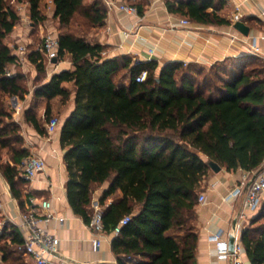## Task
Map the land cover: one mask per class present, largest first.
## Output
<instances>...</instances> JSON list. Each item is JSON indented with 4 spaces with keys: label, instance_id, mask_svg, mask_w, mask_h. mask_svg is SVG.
<instances>
[{
    "label": "trees",
    "instance_id": "trees-1",
    "mask_svg": "<svg viewBox=\"0 0 264 264\" xmlns=\"http://www.w3.org/2000/svg\"><path fill=\"white\" fill-rule=\"evenodd\" d=\"M10 1L0 0V173L23 208L22 192L30 181L18 165L30 152L21 145L20 127L2 99L5 95L24 99L28 93L24 75H7L9 65L19 61L6 41L20 20ZM52 1L58 60L69 54L74 69L53 75L34 93L36 100L60 97L63 104L75 95V107L60 139L71 208L90 226L95 214L93 194L109 182L99 200L104 231L112 233L123 218L130 217L112 240L119 264L132 260H138L136 264H198L197 207L204 182L213 171L209 162L229 172L263 167L264 65L256 66L263 60L245 56L212 66L168 62L158 74L154 60L130 66L132 59L127 56L104 59V46L89 40L107 18L104 0ZM26 2L34 23L46 21L43 0ZM166 3L169 11L192 21L231 25L216 13L215 0ZM224 4L225 0H219L220 6ZM134 6L142 14L141 7ZM79 15L83 33L72 29ZM27 58L42 81L44 53L31 51ZM143 71H147L146 79L137 82ZM35 110V106L29 109L26 119L39 135L46 136V125ZM45 116L48 124L49 102ZM5 149L10 158L3 161ZM241 242L251 264H264V201L243 229ZM24 244L20 230L8 223L0 235L4 264H27L20 249Z\"/></svg>",
    "mask_w": 264,
    "mask_h": 264
},
{
    "label": "crops",
    "instance_id": "crops-1",
    "mask_svg": "<svg viewBox=\"0 0 264 264\" xmlns=\"http://www.w3.org/2000/svg\"><path fill=\"white\" fill-rule=\"evenodd\" d=\"M85 1L91 3L94 0ZM104 2L108 9L107 18L104 24L94 28L89 36L92 43L104 46L102 53L104 59L127 56L132 59L130 66H134L138 61L154 60L158 63V74L168 62H181L185 66L189 64L212 66L217 62L245 56H255L264 62V0H225L223 6L219 5V0H215L218 5L216 13L229 20L231 25L192 21L181 13L169 11L167 0H104ZM134 3L141 7L142 14L130 15L120 10L121 5H134ZM235 14H239L240 21L250 28L249 36H244L233 28ZM183 20H188L189 24L184 25ZM40 26L43 30V25ZM55 30L57 29L54 27L52 32L55 33ZM11 34L12 39L17 42L22 41L29 46V48L26 46L27 53L41 51L42 40L41 44L39 41L43 39L42 35L41 37L33 36L24 31ZM255 41L260 48L259 53L254 52ZM8 44L14 49L10 42ZM24 56L19 58V60L23 59L22 66L19 65L20 61L9 65L10 73L20 71L19 73L26 77L27 82L35 83L37 86L48 82L57 73L74 69L72 58L68 54L60 60L48 62L45 75L40 81L35 66ZM15 68L19 70H14ZM128 81L129 78L125 77V83ZM29 95L30 97L26 94L22 100L18 97L11 98L10 104L13 108L11 113L13 120L22 128L20 133L26 138L30 136L31 142H28L29 145L27 144L24 148L29 150L30 156L43 158L46 165L44 171L25 186L22 192L23 208L15 198H11L10 187L0 173V198L4 203L0 210V235L8 223L15 225L23 235L24 218L33 209L29 199L35 197L38 202L48 200L52 204L50 213L53 217L49 221H43L41 226L59 239L53 254L54 264H119L112 250V240L115 235L105 231H94L74 213L69 204L68 171L60 139L63 124L75 107L74 93L67 104H63L60 97L50 101L37 98L41 105L45 104L44 110L49 102L52 114L55 112L60 114L62 124L51 137L39 135L27 121L26 112L30 109L31 101L36 100L34 92L30 91ZM258 171L245 172L239 169L229 172L222 167L219 173L212 171L205 180L202 194L206 202L199 203L197 207L196 227L199 232V241L196 260L198 264H231L230 261L218 260L215 245L210 236L218 230H224L227 235L230 234L233 220L238 213L240 215L244 213L247 217L242 220L239 215L237 224L241 223L243 228H246L251 219L256 216V213L245 211L243 196L234 200L227 199V196L238 186L246 188ZM109 186L110 183L105 182L94 192L92 200L94 210L96 207L103 209L99 200ZM112 200L113 197L107 201V204ZM38 214L43 216L45 212L39 210ZM242 231L243 229L237 230L240 239ZM97 238L101 240L98 247L94 245V240ZM24 256V262L31 264V258L25 254ZM2 260L0 252V264H4ZM244 260L245 264H251L246 254ZM137 262L138 260H132L130 264Z\"/></svg>",
    "mask_w": 264,
    "mask_h": 264
},
{
    "label": "built area",
    "instance_id": "built-area-1",
    "mask_svg": "<svg viewBox=\"0 0 264 264\" xmlns=\"http://www.w3.org/2000/svg\"><path fill=\"white\" fill-rule=\"evenodd\" d=\"M109 3V2H108ZM120 10L126 12L130 15H137L138 8L134 5L123 4L120 6ZM234 20H240L239 14H235ZM184 25L189 24L188 20H183ZM43 45L41 48L42 53H44L46 59L49 62L59 59V38L53 32L43 36ZM254 52L259 53L260 48L257 46L256 41L253 44ZM16 54L20 57L27 54V48L25 45L18 46ZM8 76L11 73L7 74ZM147 77V71H143L136 77L137 82H142ZM59 126L58 118H51L47 124V132L53 134L56 132ZM45 160L39 156H28L24 158L18 165V169L21 172V175L31 181L36 178L41 172L45 169ZM251 183L246 188L236 187L232 192L229 193L227 199L234 200L239 196L244 197V209L250 213H257L261 208L264 201V166L255 173V178L250 180ZM199 203L206 202V198L203 194H200ZM30 204L33 206V209L25 216L24 218V240L25 244L20 249L24 251L26 256H29L32 260L31 264H54L53 254L56 251V248L59 243V239L51 233L48 229L43 228L41 223L43 221H49L53 216L50 213L52 204L48 200H42L38 202V199L31 197L29 199ZM4 203L0 198V210L3 208ZM39 210L45 212V214L39 215ZM240 218L246 219V215L242 213ZM63 221V219H59ZM130 217L123 218L119 224L113 230V234L116 236L121 232L123 226L128 224ZM90 227L96 232H103V217L102 209L96 207L95 214L92 218ZM244 229L241 223L237 224V230ZM210 239L215 245V252L218 260L221 262L230 261L231 264H245V250L242 245L241 239L236 234L234 242L233 252L229 247V234L224 230H218L210 236ZM100 238L94 240V245L98 247L100 245ZM228 264V263H224Z\"/></svg>",
    "mask_w": 264,
    "mask_h": 264
},
{
    "label": "rangeland",
    "instance_id": "rangeland-1",
    "mask_svg": "<svg viewBox=\"0 0 264 264\" xmlns=\"http://www.w3.org/2000/svg\"><path fill=\"white\" fill-rule=\"evenodd\" d=\"M10 3L15 8V10L17 11V13L20 16V20L17 23V25L15 26V29L13 31L14 34H16V32H19L20 33L21 31H24V32L31 33L33 36H39V37H41V35L42 36H46V34L52 32L53 29H54V27H55V29L58 28V25H57L56 21H54V18H53V1L52 0H43V10L47 14V19H46V21L41 22V23H38V24H36V23L33 22L32 18H31V15L29 13V6H28L26 0H11ZM46 22L48 24H45ZM40 25H43V27H44L43 30H42V28H41ZM73 26L74 27H72V29H74L76 32H78V33H83V31L85 32V28L83 27V24H82V20H81V16L80 15L76 17ZM78 26H80V27H78ZM57 31L58 30H55V33L54 32L53 33L54 34H58ZM11 35L12 34H10L7 37V40L11 43L12 47L14 48L13 49L14 52H16V50L18 49V46L25 45V44L22 41L21 42H17V40L12 39ZM41 40H42V44H41ZM39 43L41 45H43V39H40ZM25 46H27V45H25ZM27 48H29V46H27ZM27 52H28V50H27ZM24 57L26 58L27 57V54H25ZM19 61L18 62L20 64L19 63L18 64L20 66H22L23 65V63H22L23 59H20ZM45 62H46V64H48L49 61L45 58ZM26 63H27V61H26ZM260 65H264V64L263 63H260V62H258L256 64V66H260ZM14 70H19V68H15ZM24 84H25L24 85L25 88L28 91L27 94L30 97V95H29L30 91L31 92H34L37 84H35V83L32 84L31 82H27V80L25 81ZM33 86H35V87H33ZM11 98H17V97L5 95L2 98L4 104H6L7 110H9V111H13V108L11 107V104H10V99ZM38 105H40V106H38ZM34 106L36 107V110L34 112H36V114L38 115V117L41 116V121L46 125L47 123H45L46 116H45V110H44L45 109V104H42L41 105L38 100L33 99V101H31V104H30V109H32ZM52 118H58L59 125L62 124V120L60 118V114L59 113H57V112L53 113L52 114ZM19 127H20V132H21L22 131L21 130L22 128H21L20 125H19ZM19 135L23 139V144H21L23 147L26 146L28 144V142H31L30 141L31 140L30 139V136L26 138L21 133ZM47 136L48 137H51V136H53V134H49L47 132ZM2 157H3V161L8 160L10 158V154H9V152L6 149L2 151Z\"/></svg>",
    "mask_w": 264,
    "mask_h": 264
},
{
    "label": "water",
    "instance_id": "water-1",
    "mask_svg": "<svg viewBox=\"0 0 264 264\" xmlns=\"http://www.w3.org/2000/svg\"><path fill=\"white\" fill-rule=\"evenodd\" d=\"M233 28L235 30H237L238 32H240L242 35L249 36L250 28L243 21H240V20L235 21L233 23ZM54 61H56V60H54ZM209 165L211 166V169L215 173H219L222 169V167L214 161H210ZM254 178H255V175L253 176L252 179H254ZM250 183H251V181L248 183V185H250ZM10 194H11V198L14 199V196H13L11 191H10ZM239 215H240V213H238L237 216L234 218L233 223H232V227H231V231L229 234V247H230V250L232 252L234 250V242H235V237L237 234V222L239 219Z\"/></svg>",
    "mask_w": 264,
    "mask_h": 264
}]
</instances>
